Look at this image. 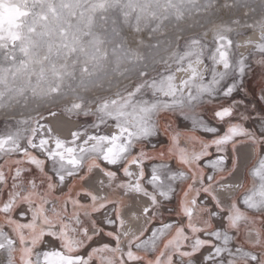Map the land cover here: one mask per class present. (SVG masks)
<instances>
[{
	"label": "snow or ice",
	"instance_id": "snow-or-ice-1",
	"mask_svg": "<svg viewBox=\"0 0 264 264\" xmlns=\"http://www.w3.org/2000/svg\"><path fill=\"white\" fill-rule=\"evenodd\" d=\"M32 2L43 4L45 0ZM39 19L47 21L48 16ZM28 33L22 34L18 27L7 31L0 27V54L7 53L4 59L11 61L8 67L0 64V109L27 94L38 99L58 95L65 76L70 75L67 65L45 64L53 55H71L75 45L67 40L57 46L48 44L43 31L37 42L35 27ZM68 35L66 29L59 33L62 39ZM42 43L48 49L43 57L37 51ZM234 46L230 37L216 38L207 57L211 64L207 78L197 72L183 88L171 76L154 80L150 85L154 94L163 97L155 103L134 102L143 85L126 98L103 103L94 116V133L77 129L62 137L47 123L59 116L56 110L17 121L19 125L30 123V128L6 124L7 131L0 134L2 264H264V251L251 252L240 244L235 250L230 247L242 226L249 248L264 246V157L260 156L264 73L259 84L250 86L246 77L251 65L233 52ZM259 51L264 56V46ZM193 55L203 59L202 52ZM18 79L23 83L17 85ZM201 105L212 109L216 126L203 118ZM81 109L76 104L65 111L69 116L90 115ZM177 113L193 127L181 130L165 121L164 139H157L162 118ZM109 127L114 131L107 132ZM197 131L211 134L212 139L196 135ZM182 139L187 143L182 144ZM149 144L151 151L146 147ZM157 144L161 145L159 152ZM249 147L259 161L251 173L255 180L242 199L232 197L225 203L217 192L232 187L224 181L237 171ZM173 161L179 167L174 168ZM33 168L38 175L26 176ZM206 168L212 171L206 174ZM95 172L105 178L98 181L97 190L77 189V184L85 185ZM66 183V191L57 195ZM177 185L181 186L174 213L178 219L165 222L161 201L171 202ZM113 192L120 195L110 196ZM126 210L132 219H139L137 211L146 218V226L138 233L126 231ZM169 213L173 214L171 208ZM158 219L160 223L147 234ZM214 221L223 227H216ZM252 232L256 241L247 239ZM97 239L104 242L91 247L87 255L81 254ZM42 245L48 247L39 250Z\"/></svg>",
	"mask_w": 264,
	"mask_h": 264
},
{
	"label": "rangeland",
	"instance_id": "rangeland-1",
	"mask_svg": "<svg viewBox=\"0 0 264 264\" xmlns=\"http://www.w3.org/2000/svg\"><path fill=\"white\" fill-rule=\"evenodd\" d=\"M53 7L56 10L55 13L51 11ZM41 15H47L48 20H40ZM3 16H10L13 19L10 25L3 24L2 28L5 31L18 27L22 34L29 35L28 29L35 27L36 33L33 35L37 42L40 41L39 34L43 31L47 33L48 44L57 46L58 43L67 40L70 45H75L76 51L71 55L63 53L59 57L53 55L45 64V67H48L50 63L67 65L70 75L65 76L58 95L38 99L27 94L18 101H13L10 107L0 109V134L7 131L6 124L12 128H30V123L19 125L17 121L35 118L50 110L58 111L59 116L50 118L47 123L52 125V119H61L65 122L76 123L77 129H87L88 133H94L97 131L92 127L94 116L105 102L110 103L126 98L138 86L143 85L133 97L134 102L136 104H143L145 101L155 103L163 97L159 93L154 94L151 83L154 80L160 81L171 76L174 78L175 85L183 88V85H177L175 81L176 71L184 70L187 65L194 62L202 64L203 69L198 73L207 78L211 72V64L207 57L216 46V38L221 35L230 37L235 45L233 52L237 56L246 58L251 65V70L246 77L250 86L259 84L261 74L264 73V56H261L259 51L260 46H264V0H45L43 4H34L32 0H0V19ZM62 29H66L69 34L63 39L59 36ZM256 32L261 35L262 39L248 55L242 54L239 50L240 39ZM37 51L41 57L47 55V44H40ZM201 52L202 60L199 56L193 55ZM4 55L7 53L0 54V64L8 67L11 61L5 60ZM22 83L21 79L16 81L17 85ZM76 104H81V111L86 110L90 115L87 117L69 116L65 109ZM201 107H203V118L216 126L211 119L212 109L203 105ZM165 121L181 130H189L193 127L190 121L183 119L178 113L168 114L166 118H162L161 134L157 139H164ZM247 126L252 125L249 123ZM219 127L223 132V126ZM196 135L212 139L211 134L202 131H197ZM151 143H156V140ZM186 143L187 141L182 139V144ZM23 146H26V142L21 144V147ZM146 147L151 151L150 144ZM160 150L161 145L157 144L156 151ZM260 156L264 157V145L261 146ZM8 163L10 164L11 160ZM203 163L204 161H201V164ZM258 163L255 154L254 158L245 164L244 184H242L244 186L241 191L234 196L218 191L217 195L220 199L225 203H228L229 198L232 197L242 199L246 188L252 187L255 178L251 173ZM150 166V164L146 165V168ZM172 166L179 167L175 161ZM45 170H49V167L46 166ZM211 171L210 168L205 169L206 174ZM25 175L36 177L38 172L33 168ZM96 176L97 172L85 185L77 184V189L89 187ZM256 182L258 183V180ZM67 186L66 183L64 188H58L56 194L59 195L66 191ZM180 189L181 186L177 185V193L171 202L161 201L163 205L161 218L165 222L178 219L174 213L178 206ZM109 195L117 196L120 193L113 192ZM6 196L5 192V198ZM200 199L203 200L204 197L201 196ZM170 208L173 214L169 213ZM127 212L126 210L125 213ZM250 215L255 217L261 214L250 213ZM144 222L146 226L145 217ZM180 222L183 223V220ZM159 223L158 219L151 224L147 234H150L152 228ZM214 223L218 228L223 227L222 222L214 221ZM233 235L236 234L233 233ZM247 239L256 241L257 236L252 232ZM102 242H104L102 239L94 240L81 254L87 255L91 247ZM107 242L113 243L112 241ZM123 243L126 245L127 241L124 240ZM238 244L251 252L264 251V246L249 248V245L245 243L243 226L237 241L230 247L235 250ZM53 246L59 247L55 242ZM46 247L48 246L42 245L39 250ZM204 251L208 252L210 249ZM202 256L203 253L197 259H201ZM224 259H228L227 255ZM3 261L4 255L0 253V264Z\"/></svg>",
	"mask_w": 264,
	"mask_h": 264
},
{
	"label": "bare ground",
	"instance_id": "bare-ground-1",
	"mask_svg": "<svg viewBox=\"0 0 264 264\" xmlns=\"http://www.w3.org/2000/svg\"><path fill=\"white\" fill-rule=\"evenodd\" d=\"M10 16H8V17L7 16H5V17L3 16L0 19V25H2L1 27H3V24H5V23L8 24V25L13 23V19H11ZM6 30H7V28H6ZM261 39H262V37H261V35L258 32L250 34L247 37H242L240 39V41H239V50L241 51L242 54L244 53L245 55H248L249 52L253 48H255V45H257L260 42ZM202 69H203L202 64H200V63L198 64V63L194 62V63H190L189 65H187L184 70L180 69V70L176 71L177 73L175 74V81L177 82V85L180 84V86H182L185 81L190 80L191 77L195 73L199 72ZM59 124H61L60 127L58 126ZM52 127L54 128V130L59 135H61L62 137H66V136L69 135V132L71 130L75 129V124H64L63 122H61L58 119H52ZM112 130H114V129L112 128ZM229 189H233V188L230 187Z\"/></svg>",
	"mask_w": 264,
	"mask_h": 264
},
{
	"label": "flooded vegetation",
	"instance_id": "flooded-vegetation-1",
	"mask_svg": "<svg viewBox=\"0 0 264 264\" xmlns=\"http://www.w3.org/2000/svg\"><path fill=\"white\" fill-rule=\"evenodd\" d=\"M60 121L63 122L64 124H75L74 130H77L76 123L65 122L61 119H60ZM60 125L61 124H59L58 126L60 127ZM111 130H112V127L108 128L107 132L114 131V130H112V131ZM245 153L246 154L243 157V159L241 160L239 168L234 173L232 178L224 182L226 185L231 184L232 185L231 188H233V189L226 188L225 190H223L221 192H225L229 195L231 194L230 196H234L241 191L242 186H244L242 184H244L243 174H244L245 168H246L245 164L247 162H250L252 160V158H254V156H255V152L250 147L245 150ZM133 170L135 171V169H133ZM102 178H103V176L99 172H97L96 179L92 183L89 184V188H91L93 190H97L98 181L102 180ZM104 191H106V190H104ZM136 215L139 217V219H132L129 215V212L124 213L125 219H126V221H128L126 231H129L131 234H133L134 232L138 233L145 226L144 216L141 214V212L137 211Z\"/></svg>",
	"mask_w": 264,
	"mask_h": 264
}]
</instances>
